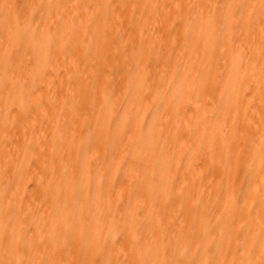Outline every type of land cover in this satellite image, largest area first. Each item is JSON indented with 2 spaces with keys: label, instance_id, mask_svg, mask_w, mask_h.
Masks as SVG:
<instances>
[{
  "label": "bare ground",
  "instance_id": "bare-ground-1",
  "mask_svg": "<svg viewBox=\"0 0 264 264\" xmlns=\"http://www.w3.org/2000/svg\"><path fill=\"white\" fill-rule=\"evenodd\" d=\"M247 165L260 211L264 0H0V264H233Z\"/></svg>",
  "mask_w": 264,
  "mask_h": 264
},
{
  "label": "rangeland",
  "instance_id": "rangeland-1",
  "mask_svg": "<svg viewBox=\"0 0 264 264\" xmlns=\"http://www.w3.org/2000/svg\"><path fill=\"white\" fill-rule=\"evenodd\" d=\"M247 67V66H246ZM243 69L245 67H242ZM247 69V68H246ZM245 78H242L241 81H244ZM246 96V98H249L247 93H244ZM222 99V98H221ZM245 101V99L243 100ZM240 103V102H239ZM238 103V104H239ZM220 108V106H219ZM240 111V110H239ZM237 111L236 114V119L237 121L240 119L242 120L243 117V113L242 111ZM214 119V117H211ZM253 119L251 118V111L249 110L247 112V115L244 116V123L247 125L248 123L252 122ZM238 124V123H236ZM239 134V131H238ZM248 146L249 148V142L246 143V145L244 147H240V149H238V154L240 155L241 153H243V151H245L246 147ZM251 159V155L250 153H247L245 158L243 159V162H249ZM249 166L247 165V169L245 172V175L242 176L241 179H237L230 183L227 182L224 186V201L222 202H227V203H231L230 205H232L234 208H236L233 211H230V216H232L231 221H229L226 225V227L230 228L233 227L234 225L238 226L239 228H242L243 233H241L240 231H236L234 233H230L232 235V240H228L225 241L221 244L220 247H224L225 245L227 246L226 255H229L230 253H234L235 256H233V258H235V260H233V264L234 263H238L239 264H243L241 262H243L247 257H252L254 256L258 251H263L264 252V245H260L262 243L259 244V240L257 239L253 245L251 246V248L248 250H244V248H247L248 245V238L246 237V233L248 231V227L250 225H254L256 224L258 221L261 222L264 219V208L261 209L260 211H255L254 209L248 208L251 205L248 204V202L245 204L244 200H243V196L245 195L246 191H251L252 187H256V184L254 183L256 181V178L258 177V174L256 173V168L253 166ZM179 172V169L175 170V173ZM176 185H178V180L176 179ZM262 191H264V185L262 188ZM261 195H259L258 197H260ZM219 198V197H217ZM215 199L216 201H218L217 204L214 205L212 212H211V219H212V224H211V230L212 232L216 233L221 229V226H223V220L220 219V210H222L221 208V197L220 199ZM261 203V202H258ZM248 209H250V215H247L246 220L244 219V212L242 210L248 211ZM235 211V212H234ZM226 214V213H224ZM228 214V213H227ZM248 219H250V221H252V224H248ZM241 233V234H240ZM205 233H202V240L204 239ZM236 236V238H234ZM221 243V241H220ZM246 245L244 247H242L243 245ZM220 245V244H218ZM219 247V248H220ZM189 255V253L185 254V257L187 258ZM209 256L214 255V251L212 249L209 250L208 253ZM177 256L173 255L169 258L170 263L169 264H177ZM187 262L189 264V258L187 259ZM228 264V263H227Z\"/></svg>",
  "mask_w": 264,
  "mask_h": 264
}]
</instances>
